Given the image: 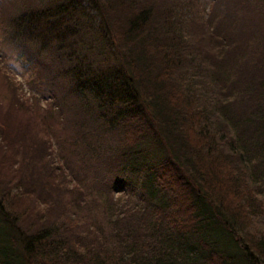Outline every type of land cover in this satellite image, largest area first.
<instances>
[{
	"label": "trees",
	"instance_id": "16d2710c",
	"mask_svg": "<svg viewBox=\"0 0 264 264\" xmlns=\"http://www.w3.org/2000/svg\"><path fill=\"white\" fill-rule=\"evenodd\" d=\"M216 2L9 10L47 107L84 129L70 143L91 191L72 206L47 197L48 170L32 198L14 165L33 151L7 131L0 264H264V0Z\"/></svg>",
	"mask_w": 264,
	"mask_h": 264
},
{
	"label": "rangeland",
	"instance_id": "374dc122",
	"mask_svg": "<svg viewBox=\"0 0 264 264\" xmlns=\"http://www.w3.org/2000/svg\"><path fill=\"white\" fill-rule=\"evenodd\" d=\"M31 1H6L5 11L2 12L3 0H0V159H4L6 163V147L3 142L7 141L6 134H9L7 131H11L12 138L16 139L14 142L24 143L26 141L33 151L32 158L26 160L25 164L21 162V167L20 164L14 165L20 172L19 174L23 173L24 176L21 190L28 189L34 199L46 198L42 183L45 176L54 174L57 177L53 179L52 187L47 191V197L59 198L64 204L68 199L72 206L76 199L84 198L86 193L91 191V172L76 162L75 149L70 143V137L79 136L84 129L76 127L73 122V124L69 123L68 115L61 116L54 109L47 107L45 96L38 88H41L44 93L48 91L38 85L39 79L35 77L34 71H31L25 60L20 57L17 45L11 42L8 35L6 14L14 10L19 11L24 6L29 7ZM192 1H194L195 8L206 11L217 3L216 0ZM13 7L14 10L9 11ZM83 40L86 44L88 43L87 35ZM71 45L74 44L71 42L69 46ZM42 81L45 85L44 78ZM36 107L38 111L34 112ZM69 120L72 121V118L70 117ZM49 131L52 132V140L47 139ZM43 149L48 164L39 158ZM22 169L23 172H21ZM48 170H51V173L48 174ZM0 172L2 173L1 168ZM60 174H63L62 178L65 181L63 185L60 183L62 178H58ZM86 200L87 203L90 201L89 198ZM90 211L95 215L98 214L96 209Z\"/></svg>",
	"mask_w": 264,
	"mask_h": 264
}]
</instances>
